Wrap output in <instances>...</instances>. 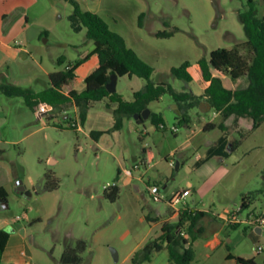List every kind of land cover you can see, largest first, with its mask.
Here are the masks:
<instances>
[{
    "label": "rangeland",
    "instance_id": "1",
    "mask_svg": "<svg viewBox=\"0 0 264 264\" xmlns=\"http://www.w3.org/2000/svg\"><path fill=\"white\" fill-rule=\"evenodd\" d=\"M76 1L83 10L96 11L154 69L155 83H168L177 92H200L203 80L197 70L198 61L209 60L217 49L233 50L246 40L239 12L247 10L248 0ZM254 2L256 16L264 18V0ZM73 10L66 0H42L30 11L32 24L26 39L33 58L11 60L0 70V86L9 83L40 90L41 83L33 78L43 74L41 63L58 68L52 59L62 54L72 60L76 56L72 44L94 47L87 40L86 29L79 33L73 30L69 19ZM142 14L145 17L140 27ZM10 18L8 15L5 20ZM174 29L179 31L171 38L156 35ZM240 52L247 59L251 57L244 47ZM185 62L191 64L192 83L171 74L173 68ZM90 70L89 64L77 71L79 90L85 89ZM143 88L144 81L134 76L120 78L116 89L125 100L132 101L133 94ZM108 103L94 104L84 124L78 111L67 110L71 105L56 112L54 120L48 122L50 113H34L22 98L0 92V187L8 192L7 202L0 204V220L9 222L6 229L14 234L18 253L29 264H59L66 246L76 247L79 241L86 243L81 264H133L134 255L162 233V223H150L147 215H158L163 223L178 221L172 209L164 216L167 206L151 200L148 186L153 184L167 196L190 189L189 205L208 215H226L237 208L249 196L244 185L264 190V158L256 152L245 154L254 141L264 143V126L255 138L228 152L224 163L221 158H212L211 162L195 165L197 155L202 161L208 156L206 142H213L222 133L219 128L208 134L200 130L203 123L219 120L213 112L199 111L202 117L192 116V132L188 133L178 118L184 114L187 119L191 117L184 113L190 108L181 110L171 96L165 95L150 109L161 115L160 129L150 118L138 123L135 117L126 116L122 128L112 130L114 117ZM75 121L81 130L70 128ZM174 127L177 132L172 131ZM93 131L111 132L97 142L91 138ZM147 152L152 155L150 163ZM202 164H208L210 170L200 172ZM48 174L59 181L56 190L46 189ZM115 186L120 194L112 201L107 195ZM19 187L24 188L22 193ZM201 224L206 231L193 241L195 258L191 264H237L228 255L264 264V235L259 237L245 225L233 228L225 224L223 244L213 250L207 246L208 233L212 232L210 220ZM259 247L262 250L256 252ZM153 257L156 264H168L167 250Z\"/></svg>",
    "mask_w": 264,
    "mask_h": 264
},
{
    "label": "trees",
    "instance_id": "2",
    "mask_svg": "<svg viewBox=\"0 0 264 264\" xmlns=\"http://www.w3.org/2000/svg\"><path fill=\"white\" fill-rule=\"evenodd\" d=\"M74 7L69 19L75 32L86 29L87 40L94 43V48L85 59H79L72 63H67L64 57L58 58V69L49 75V86L39 92L31 88L4 83L0 86V92L7 97L22 98L28 108L34 113H38L41 106L48 107V122L54 120L56 112H61L68 105L74 106L81 121L84 124L89 111L94 104L109 100L108 109L115 108L113 111L114 125L112 130H120L123 126V119L126 116L135 117L148 109L150 104L159 101L163 96H171L179 105L181 110L193 108L206 99L211 109L222 118V122L217 125L208 123L204 130L211 131L219 128L227 132L228 127L225 121L234 117V125L245 124L246 133L233 143L232 150H235L242 143L243 138L259 129L264 123V18L256 16L254 0H248V8L239 12V19L243 25L246 40L241 44H236L233 50L217 49L211 52L209 60L200 59L198 66L205 82L209 85L202 96L192 95L190 92H177L168 83H155L152 80L154 69L142 60L139 55L127 46L125 39L113 32L109 25L96 13L83 10L76 0H66ZM145 14L140 16L139 26L143 27ZM179 29L172 32L163 31L156 35L159 38H171ZM247 49L251 57H244L240 49ZM92 57H97L99 64L85 79V89L77 91L76 82L78 79L77 71ZM191 64L185 62L178 68H173L171 74L186 83H191L193 77L189 71ZM212 69L230 75L232 81L237 84L239 80L245 78L248 86L245 88L227 89L223 81L213 75ZM112 74L119 78L137 76L144 81V88L134 93V99L127 101L117 91L110 93L106 85L110 81ZM153 125L160 129L162 126L161 115L151 112L150 117ZM180 124H188L186 116L178 118ZM67 121H70V117ZM142 123L143 119L137 120ZM70 123V122H69ZM71 129L78 130L77 127L70 125ZM111 131H93L91 138L99 141L100 138ZM228 142L225 137L218 141V145L209 151L210 156H227L225 151ZM147 163L152 161V155L146 153ZM47 190H56L59 181L52 174L46 175ZM120 190L113 187L108 193V198L116 201ZM246 198H243L241 209L248 208ZM8 192L4 187H0V204L6 203ZM208 216V212L200 211L195 208L188 212L184 211L178 218L177 223L162 222L160 216H146L150 223L161 222V235L153 242L146 245L141 253H136L133 264H143L150 262L155 253L167 250L170 264H191L195 258L193 241L205 232V226L201 224L203 219ZM237 228L240 225H231ZM185 228V230H184ZM249 228V227H247ZM246 228V229H247ZM186 232V235L185 233ZM11 233L7 229L0 230V264L10 240ZM86 250V243L79 241L76 247L66 246L59 264H81L82 254ZM229 260H236L237 264H256L253 259L245 260L228 255Z\"/></svg>",
    "mask_w": 264,
    "mask_h": 264
},
{
    "label": "crops",
    "instance_id": "3",
    "mask_svg": "<svg viewBox=\"0 0 264 264\" xmlns=\"http://www.w3.org/2000/svg\"><path fill=\"white\" fill-rule=\"evenodd\" d=\"M40 1H42V0H0V70L7 67V65L9 64V62L11 60H17L18 58H22L23 60H28L27 58L30 56H32V58H33V53L27 47V45H29V41L26 39V33L29 30L30 25L32 24L31 18H30V11L35 9L36 6H38V4L40 3ZM94 13H97V12L95 11ZM8 15H11V18L6 21L5 18L8 17ZM67 45L68 44H66V46ZM93 48L94 47H92L91 45L82 47V46H79L77 44H72L71 49L75 50V52H76V56H74V58L72 60H68L64 55L59 54L58 56H56V58H54V60L52 59V63L56 64L58 58H61V57H64L66 59L67 63H72V62H75L76 60H79V59H85L90 54V52L93 50ZM89 64L91 65V70H90L89 74H91V72L95 68H97V66L99 64L98 58L92 57L84 65H89ZM39 66L41 67L43 74L40 77L34 76L33 79H35V81H39L42 85V88L40 90H34L36 92L42 91L49 86V75L58 69L54 66V64H49L48 66H44L41 63ZM197 70H198L199 74L201 75L199 66L197 67ZM212 72H213L214 76L219 77L223 81L224 86L229 90H235L238 87L245 88L248 86V81L245 78H242L241 80H239V82L237 84H235L232 81L229 74L224 73V72H219V71H216L214 69H212ZM89 74L87 76H89ZM87 76L85 77V79L87 78ZM35 77H37V78H35ZM122 78H124V77H122ZM201 78H202V75H201ZM119 79L120 78H118V80ZM202 80H203V78H202ZM208 85H209V83L205 82L203 80L202 88H201L200 92H193L192 90L189 92L195 96H202ZM76 89L79 92H82L84 90V89L79 90L77 87H76ZM133 97H134V94H133ZM114 108H115V106H113V108L111 110H113ZM151 108H152V103L149 106V109H151ZM70 109L77 111V109L72 105L70 108H67V110H70ZM188 111H190V112H184V113H187L186 115H188V117H189V115L191 116L188 118V124H184L188 133L192 132V129H191L190 124H189V122L193 123V117L192 116H194L195 118L196 117H202V115H200L199 111H203L205 113L213 112L214 118L219 119L217 122L211 120L208 123H214V124L219 125L222 122V118L219 116L218 113H216L214 110L211 109L210 105L207 103L205 98L201 100V103L199 105H197L193 108H190ZM151 112H152V110H151ZM177 113L180 114V112H177ZM208 123H203V125L200 128V130H202L204 134H208L210 132V131L204 130L205 126ZM225 125L228 127L227 132H223L221 130L222 133L218 136V138L216 140H214L213 142H206V144L209 147L208 148V156L204 161H202L203 158L200 155H197L195 158V165H199L200 163H203V162H211L210 160H212V158H221L220 162L224 163L225 157L210 156L209 155L210 149L216 147L218 145V141L222 137H225V139L228 142L225 151L227 153L228 152L232 153L234 151V150H232L233 143L238 141L240 139L241 135L245 134L247 131L246 126L243 123L240 125H234V117H231L228 120H226ZM263 126H264V123L262 124V126L259 129L248 134L247 136H245L242 140V143L240 144V147L244 145V143L247 141V139H249V138L252 139V137L255 138L257 132H259ZM216 129L211 130V132L215 131ZM236 149H238V148H236ZM250 152L251 153L256 152L260 155V157L264 158V143L260 144L257 141H254L252 148L246 150L245 154H249ZM198 156H200V159L197 158ZM179 166H180V164H179ZM198 170L200 172L201 171H207V170H210V166L208 164H205V165L202 164V166H200V168ZM185 189H187V188H185ZM251 189H253V188H251V187L249 188V185H244V191L245 190L249 191V193H248L249 196L247 195V198L245 201L246 204L248 205V208L243 211V214L244 215H261V214H264V200H263L264 199V190L260 189V188L256 189V190H251ZM191 196H192V192H191ZM192 202L196 203V199L192 198ZM241 205H242V202L238 207H240ZM193 208L200 210V211H203L202 209H199L197 207H193ZM237 208H235V209H237ZM170 209L171 208H169L167 206V210L163 213V215L168 216L170 214ZM235 209H233V210H235ZM233 210L231 209L228 211L231 212ZM226 215H215L213 213L212 215H208L203 219V221L206 219L210 220V227H211L212 232L208 233L209 240H208L207 246L211 247V249H213V250H216L220 245L223 244V239L221 238V232L223 231L224 226H226L225 224L232 227L230 224H228L226 222ZM221 222H222V225H220ZM9 226H10V224L8 221H6L5 219L0 220V230L6 229ZM251 229H254L257 232V234L259 235V237H262L264 235V228L263 229L251 228ZM205 231H206V227H205ZM228 242H230L229 239H228ZM17 246H18V242L17 243L15 242L14 234H12L10 236V240L8 242L5 253L3 255L2 264H29L27 261H24L22 259V257H20L21 255H19V253H18ZM256 252H258V251H256ZM22 256L23 257L26 256L25 252H22ZM240 258H243V257L240 256ZM243 259H246V258H243ZM166 260H167L168 264H170L168 257ZM154 262H155L154 257H152V260L150 261V263L156 264Z\"/></svg>",
    "mask_w": 264,
    "mask_h": 264
},
{
    "label": "built area",
    "instance_id": "4",
    "mask_svg": "<svg viewBox=\"0 0 264 264\" xmlns=\"http://www.w3.org/2000/svg\"><path fill=\"white\" fill-rule=\"evenodd\" d=\"M38 114H48V107L47 106H41L38 110ZM73 126L77 127L78 130H81L80 127H78V123L75 121ZM173 132H177V128L174 127L172 129ZM200 159V156L197 157ZM171 165L173 163L171 162ZM148 192L151 200L155 203H164L173 211V217L179 218L180 215L186 210L188 212H191L193 207L189 205V198L191 197V191L190 189H183L182 191L176 192L170 196H167L162 193L160 187L156 184L148 186ZM226 222L230 225H245L249 228H264V214L261 215H244L243 211L241 209V206L237 209L229 212L226 215ZM262 248H257V251H261Z\"/></svg>",
    "mask_w": 264,
    "mask_h": 264
},
{
    "label": "water",
    "instance_id": "5",
    "mask_svg": "<svg viewBox=\"0 0 264 264\" xmlns=\"http://www.w3.org/2000/svg\"><path fill=\"white\" fill-rule=\"evenodd\" d=\"M118 75L116 74H112L111 77H110V81L109 83L106 85L107 87V90L110 92V93H115L117 91V82H118ZM150 114H151V111L150 109H145L141 114H136L135 115V119L136 120H139L140 118L142 119H149L150 117ZM179 168V163H177V166H176V169ZM19 191L22 193L24 191V188L22 187H19ZM4 204V203H3ZM113 256H114V259L115 261H118V255H117V252L113 249Z\"/></svg>",
    "mask_w": 264,
    "mask_h": 264
}]
</instances>
